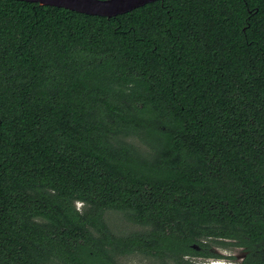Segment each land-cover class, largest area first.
Returning <instances> with one entry per match:
<instances>
[{
    "label": "trees",
    "instance_id": "obj_1",
    "mask_svg": "<svg viewBox=\"0 0 264 264\" xmlns=\"http://www.w3.org/2000/svg\"><path fill=\"white\" fill-rule=\"evenodd\" d=\"M233 246L264 264V0H0V264Z\"/></svg>",
    "mask_w": 264,
    "mask_h": 264
},
{
    "label": "water",
    "instance_id": "obj_2",
    "mask_svg": "<svg viewBox=\"0 0 264 264\" xmlns=\"http://www.w3.org/2000/svg\"><path fill=\"white\" fill-rule=\"evenodd\" d=\"M90 15L117 16L158 0H25Z\"/></svg>",
    "mask_w": 264,
    "mask_h": 264
},
{
    "label": "flooded vegetation",
    "instance_id": "obj_3",
    "mask_svg": "<svg viewBox=\"0 0 264 264\" xmlns=\"http://www.w3.org/2000/svg\"><path fill=\"white\" fill-rule=\"evenodd\" d=\"M227 248L232 249V251L223 254L222 257L202 258L199 261L204 260L202 264H245L247 261L251 260L252 257H256L255 254L250 257L249 252L244 250L243 247L233 246Z\"/></svg>",
    "mask_w": 264,
    "mask_h": 264
},
{
    "label": "rangeland",
    "instance_id": "obj_4",
    "mask_svg": "<svg viewBox=\"0 0 264 264\" xmlns=\"http://www.w3.org/2000/svg\"><path fill=\"white\" fill-rule=\"evenodd\" d=\"M217 250L222 254H227L232 251V249L225 247H218ZM203 261H199L200 264H202ZM121 264H159V263L156 262L153 258L145 257L143 255H128L121 257Z\"/></svg>",
    "mask_w": 264,
    "mask_h": 264
}]
</instances>
